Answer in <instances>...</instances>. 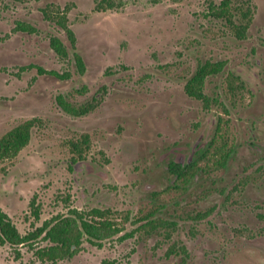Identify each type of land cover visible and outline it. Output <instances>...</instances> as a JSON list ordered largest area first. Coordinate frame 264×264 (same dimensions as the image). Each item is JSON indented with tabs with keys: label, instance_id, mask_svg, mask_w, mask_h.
<instances>
[{
	"label": "rangeland",
	"instance_id": "rangeland-1",
	"mask_svg": "<svg viewBox=\"0 0 264 264\" xmlns=\"http://www.w3.org/2000/svg\"><path fill=\"white\" fill-rule=\"evenodd\" d=\"M99 1L0 0V137L25 120H39L28 143L0 160V208L21 234L95 204L123 226L101 245H74L72 255L55 264H264V0H227L232 23L213 13L222 0H114L108 9L97 8ZM41 8L65 12L82 72L50 47L53 34L69 44ZM17 21L36 31L15 30ZM232 24L245 26L243 37ZM205 60L224 61L223 70L205 80L204 92L218 95L228 111L213 103L206 108L184 90ZM58 95L73 106L93 107L68 114L57 105ZM200 133L213 139L198 161L206 179L183 196L180 181L166 186L172 175L154 171L162 169L161 151L189 145ZM75 141L93 170L83 166L84 174L74 177L69 160L80 156ZM223 142L232 150L228 166L220 167L214 160ZM11 173L15 180L7 182ZM211 192L216 198H204ZM151 201L167 204L161 216L175 228L138 227ZM201 202V209L217 203L216 210L196 222L190 214ZM174 243H183L187 254L167 255ZM46 244L1 245L0 264H52L35 254Z\"/></svg>",
	"mask_w": 264,
	"mask_h": 264
},
{
	"label": "trees",
	"instance_id": "trees-1",
	"mask_svg": "<svg viewBox=\"0 0 264 264\" xmlns=\"http://www.w3.org/2000/svg\"><path fill=\"white\" fill-rule=\"evenodd\" d=\"M115 3L116 2L114 0H100L96 7L104 9L113 8L115 7ZM228 9V1L222 0L218 7L214 9L213 13L216 17H224L230 23H232L230 17L231 14L229 13ZM41 12L45 20L59 25L64 30L69 47L74 46L76 37L73 30L67 25L66 19L64 16H62L65 12H60L59 15H61V17L58 14H53L52 11L48 10V8H41ZM232 25L234 27L235 35L238 38L243 37L245 26L240 24ZM14 29L27 33H33L36 31L34 26L23 21H17ZM49 45L58 56L64 59H71L76 64L79 71H83L84 66L81 56L77 52L70 53L69 47L65 44L60 36L54 34L51 35L49 37ZM223 66L224 61L207 60L206 62L201 63L185 87L186 91L190 95L199 97L207 108H209L210 104L213 102L218 104L224 110L228 111L226 109L225 102H222L220 98H212L204 92L205 77L211 73L222 71ZM38 71L39 73L46 72V70L42 68H39ZM48 73L59 78H65L69 76L68 72L63 73L64 75L59 74L56 71H48ZM229 87L231 91H234L236 88V83H234V80L229 82ZM57 101L62 105V108L65 111L74 114L83 113L88 108L93 107L92 105H80L78 107L73 106L71 103L65 101L61 96L57 97ZM38 122L39 120L37 118H30L14 126L0 137V160L10 158L17 154V152L30 140L32 128ZM218 125H220L219 122ZM218 125L217 129L220 128ZM82 140L84 142H88V135H82ZM72 144L81 155L83 148L78 145L77 141L73 142ZM214 149L217 151L216 147H214ZM235 149L236 147L234 150ZM231 150L232 148H227L226 142H223V144L218 147L219 157L214 160L215 163H217L220 167L225 166L228 157L231 154ZM187 179L188 177H185L183 182H186ZM31 207L33 208L34 217L38 218V207L34 206L32 202ZM209 211L210 210L200 211L195 214V218L202 219L209 213ZM86 214L91 215L92 219L88 220L85 217L84 212L77 211L76 209H70V214H57L48 221H45L41 226H34L32 230L21 234L9 215L0 208V246L5 244L12 247L24 244L31 246L35 240H45L47 241V244L35 250L37 259L42 262L49 261L50 263L55 264L58 260L69 258L76 250L73 248V246H79L82 243L84 237L93 243L100 245L102 241L116 236L121 231V228L108 218L107 212L99 209H92L87 211ZM149 222L150 223L147 221L141 224L140 228H143V230L147 232L149 229H156L157 226H164L166 223L161 218H156L154 221L150 220ZM170 224V227H172V225L173 227L175 226L172 222H170ZM167 253H172L176 256L182 255L183 257L185 254H187V249L183 243H174L169 246Z\"/></svg>",
	"mask_w": 264,
	"mask_h": 264
},
{
	"label": "flooded vegetation",
	"instance_id": "flooded-vegetation-1",
	"mask_svg": "<svg viewBox=\"0 0 264 264\" xmlns=\"http://www.w3.org/2000/svg\"><path fill=\"white\" fill-rule=\"evenodd\" d=\"M70 53H75L78 51L76 50V43L74 44V46L70 47ZM79 54V53H78ZM80 55V54H79ZM207 60L203 61V62H199L195 69H194V72L193 74L196 72L197 68L199 67V65L201 63H204L206 62ZM74 63V62H73ZM76 69H78V67L76 66V64L74 63ZM223 70V69H222ZM80 72V71H79ZM221 72V71H220ZM217 73L219 72H216V73H211L209 75H207L205 77V80L207 79V77L211 76V75H216ZM193 74L187 79L185 85H184V90L186 92V94L190 97H193L195 99H198L200 101H202L199 97H196V96H192L190 95L187 91H186V84L187 82L190 80V78L193 76ZM59 78V77H58ZM205 80H204V83H205ZM228 80V78H227ZM230 80V79H229ZM232 80V79H231ZM219 94V93H218ZM58 96H61L64 98V96L62 95H58ZM56 96V102H57V105L59 106V108H61L62 110H64L62 108V105L58 103L57 101V97ZM218 96V95H217ZM217 96H211L212 98L214 97H217ZM65 100V98H64ZM222 100V99H221ZM66 101V100H65ZM203 103V102H202ZM213 103V102H212ZM218 105L216 103H213L212 105ZM85 106H90L91 104L89 102L85 103L84 104ZM225 105H226V102H225ZM204 107H206L204 105ZM211 107V106H210ZM207 108V107H206ZM92 108H88L86 111H84L83 113H80L81 115L82 114H85L87 112H89ZM212 110V109H210ZM224 110V109H223ZM228 110V109H227ZM65 111V110H64ZM67 112L68 114H72V115H79L78 114H74V113H70L68 111H65ZM215 122V121H214ZM216 124V122H215ZM217 125H218V122H217ZM213 142V139L210 138L208 139L207 137L205 138L203 136L202 133H200L199 135H197L195 137V139H193V141L189 144V145H180L179 142L178 143H175L171 146H169L166 150L164 151H161L160 152V155H159V159H160V165H161V170L160 171H154V175H156L157 173L159 174L161 171H163L164 173H166L167 175H172V178H170V180L165 184L166 186H176L177 183L180 181V184L183 188H182V192H184L183 196H186V194H190L191 191H192V185L199 182L202 178L206 179V177H201V174H199V164H198V161L201 160V158L203 157H206V151L209 149L210 145L212 144ZM79 156V155H78ZM87 160L84 159V157H81V155L78 157V158H73L71 160H69V164L71 165L72 167V171L74 172V177L77 174L81 173V174H84V171H83V166H84V169L86 172H92L93 170V167L88 163L86 162ZM230 162V159L228 157V160L226 162V165L225 166H228ZM202 169V168H201ZM82 171V172H81ZM162 172V173H163ZM103 174V173H102ZM15 175L14 173H11V174H8L5 179L7 180V182H9L8 180L9 179H12L13 181L15 180ZM77 177V176H76ZM158 177V176H157ZM185 177L187 179L186 182H183V180H185ZM78 178V177H77ZM105 178V177H104ZM158 179V178H157ZM84 180V177H82L80 179V182L82 183ZM167 181V180H166ZM153 182H147L144 184L145 188L147 191H151L152 192V189L153 188ZM4 185V184H3ZM81 186V185H80ZM163 188V186H161ZM161 188V189H162ZM81 195L83 198H85L84 196H86L87 192H85V190L83 191V189H81ZM88 196V194H87ZM182 195L179 197L181 198V201L184 202L185 199ZM216 195H213V192L211 193H206L204 195V198H207L209 199L210 197L212 198H216L215 197ZM202 200V199H201ZM99 201V198L97 199V202ZM155 203L157 201H154ZM153 201H151L152 205H153V208H150L148 210V212L141 218H138L135 222L138 223V227L141 226V224L145 223L148 221V223H150L149 221L152 220L154 221L156 218H161L162 220H164L166 223L164 226H157L156 228L158 227H162V228H170V221L168 218H165V217H162L161 214H164V209L166 208L167 204L165 202H159L157 204H153L154 203ZM179 202V201H178ZM214 203V201H213ZM200 205V209H196L195 211H193V214H190V219L198 222V221H201L205 218H207L209 215H211L215 210H216V205L217 203L211 205V204H207L208 206H206L205 208L201 209L203 204L202 202L199 204ZM195 206L196 205H193L191 208H194L195 209ZM72 209H76L77 211H81V212H84L85 213V217L88 219V220H91V215H87L86 212L87 211H90L92 209H99V210H102L104 212H110L109 209L107 208H103L102 205H92L91 208H89L88 210H80V209H77V208H72ZM207 210H210L209 213L203 217L202 219H197L195 218V214L200 212V211H207ZM68 214H70V209L68 210L67 212ZM156 214H158V216H156ZM127 218L130 219L129 215H127ZM110 219V218H109ZM142 219H145L144 222H140ZM111 220V219H110ZM112 221V220H111ZM177 221V219H176ZM114 222V221H113ZM116 223V222H115ZM173 223V222H172ZM117 226H119L121 228V231H123V226L119 225L118 223H116ZM155 229H149L147 232H151ZM120 231V232H121ZM119 232V233H120ZM118 233V234H119ZM117 234V235H118ZM86 240L88 241L90 244L92 245H97V243H93L92 241H90L89 239H87L86 237L83 238L82 242ZM105 241V240H104ZM101 242V244H103V242ZM100 244V245H101ZM74 247V246H73ZM169 249V248H168ZM168 251V250H167ZM166 251V253H167ZM167 255H169L167 253Z\"/></svg>",
	"mask_w": 264,
	"mask_h": 264
}]
</instances>
